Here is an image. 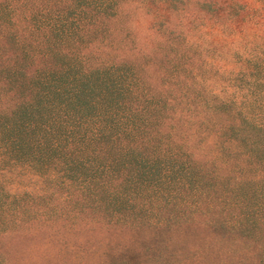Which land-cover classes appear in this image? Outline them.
Wrapping results in <instances>:
<instances>
[{
  "label": "trees",
  "instance_id": "1",
  "mask_svg": "<svg viewBox=\"0 0 264 264\" xmlns=\"http://www.w3.org/2000/svg\"><path fill=\"white\" fill-rule=\"evenodd\" d=\"M77 1L75 26L30 0L0 3V42L12 49L0 46V234L64 205L141 212L143 200L208 197L216 162L242 175L226 190L241 199L227 208L264 212V50L231 76L236 98L206 90L177 120L131 67L87 66L86 56L58 49L86 18L108 17L102 3ZM197 142L212 149L205 162L189 152Z\"/></svg>",
  "mask_w": 264,
  "mask_h": 264
},
{
  "label": "rangeland",
  "instance_id": "2",
  "mask_svg": "<svg viewBox=\"0 0 264 264\" xmlns=\"http://www.w3.org/2000/svg\"><path fill=\"white\" fill-rule=\"evenodd\" d=\"M30 1L50 18L59 14L58 22L77 24V0ZM86 2L107 6L108 17L86 18L79 30L70 26L66 32L72 29L76 38L58 49L86 56L87 66L131 67L144 91L171 106L167 114L177 120L191 113L184 104L198 102L206 90L236 98L231 76L245 66L243 60L264 50V0ZM20 24L17 32L24 35ZM0 46L12 50L4 41ZM177 120L172 119L169 132ZM188 148L203 155L201 162L212 152L199 142ZM237 169L216 162L209 170L217 174L210 181L214 195L143 200L141 212L65 205L60 212H42L48 219L38 216L0 234V264H264V212L227 208L241 199L226 191L241 178ZM223 175L229 181L220 180ZM247 213L257 220L254 225L244 220Z\"/></svg>",
  "mask_w": 264,
  "mask_h": 264
}]
</instances>
